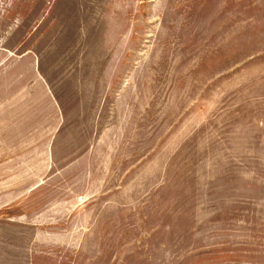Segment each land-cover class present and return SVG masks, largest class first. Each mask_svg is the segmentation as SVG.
<instances>
[{
	"label": "rangeland",
	"instance_id": "374dc122",
	"mask_svg": "<svg viewBox=\"0 0 264 264\" xmlns=\"http://www.w3.org/2000/svg\"><path fill=\"white\" fill-rule=\"evenodd\" d=\"M0 264H264V0H0Z\"/></svg>",
	"mask_w": 264,
	"mask_h": 264
},
{
	"label": "crops",
	"instance_id": "0c3cea01",
	"mask_svg": "<svg viewBox=\"0 0 264 264\" xmlns=\"http://www.w3.org/2000/svg\"><path fill=\"white\" fill-rule=\"evenodd\" d=\"M36 259H39V258H36Z\"/></svg>",
	"mask_w": 264,
	"mask_h": 264
}]
</instances>
